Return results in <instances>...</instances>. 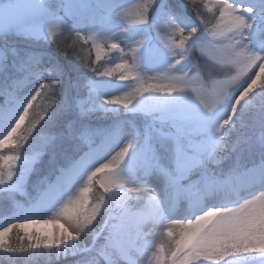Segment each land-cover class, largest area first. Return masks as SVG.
Listing matches in <instances>:
<instances>
[{
	"label": "rangeland",
	"instance_id": "1",
	"mask_svg": "<svg viewBox=\"0 0 264 264\" xmlns=\"http://www.w3.org/2000/svg\"><path fill=\"white\" fill-rule=\"evenodd\" d=\"M228 2L231 3L233 0H228ZM238 2H242L245 7H248L258 6L261 0H238ZM214 3L215 0H156V4L155 0H0V139H3L7 130L10 131L8 128L19 114L24 103L31 95L36 94L41 83L46 85V95L55 100L52 106L48 104L47 99L42 100V109L45 114L50 111L49 116L45 118L27 144L12 143L5 145V149L2 150V154L5 156H21L17 162V176L10 181L8 179L0 180V193L3 196L14 194L16 197L17 203L15 202L14 208L18 211L23 210L20 216V224L26 225L25 228L20 229L22 233L39 232V234L44 235L53 234L56 230V225L46 224L43 221L52 219L51 213L55 211L60 200L66 194L67 186H62L59 192L49 193L46 185L41 196L24 208H22V203L19 200L24 201L22 196L35 190V187L27 189L25 186L29 173L30 175L33 173L31 176L33 181V179H37L36 175L43 168L42 165L50 167L54 165L55 157L63 158L60 155L63 154L64 150L55 141L59 138L64 144H67L69 141L71 143L81 140L89 142L92 137L101 135V140L83 158L92 159L95 167H99L100 164L110 160L115 155L113 150L117 148L116 151H118V147L123 146L124 140L134 138L135 144L140 148L144 146L145 140H147L151 152L176 178L166 182L161 175L143 167L134 166L132 157H130L122 166V175L125 178L135 179V183L128 184L123 189V195L114 200L111 191L105 193L97 185L95 180L100 181L105 178L103 172L98 173L90 183L89 192L84 194L88 197L89 207L96 204L102 195L106 198L101 203V209L91 224L86 225V233H91L95 226H99L98 234L89 241L87 239L79 243L81 249H86L83 258L88 261V264H102L103 260L108 256L112 257L113 253L114 255L119 254L120 251L112 246L109 242L110 239L119 234L120 239L125 243L131 242L136 236V228L143 219L142 217L147 215L151 206L158 201L161 203L164 215L174 216L175 218L172 219H194L195 214L207 211L212 206H222L226 203L230 207L234 206L229 203V199L233 197H237L235 200L239 199L240 202H243L241 197L252 198L247 193L253 187L247 186L259 179L257 175L259 172H264V168L258 171L260 167H264V162L258 166H253L252 173L248 175L246 181L247 186L245 183V190L239 188L234 195L229 192V183L226 184L221 177L214 179L212 174H222L220 171L226 165L227 168L237 170L244 163L243 161L264 154V143L260 140L261 135L264 134V111L257 113L258 116L247 114L246 117L245 115L243 118V120L245 119V134H239L233 140L229 138V131L235 125L237 118L233 124L230 122L229 125L225 126L228 129L227 133L222 136L225 146L214 158L212 157V150L215 145L209 133L204 131V123L218 124L230 111L234 96L239 95L242 86H247L244 81L247 80L250 83L251 79H256L255 73L259 69L250 68L242 72L237 65L227 62V56L221 54L212 45H206L202 48L199 44L188 53L190 59H185L170 69L169 65L173 64L175 59H180L179 55H173V51L180 53L183 49L174 46L171 50L167 48V45L173 41L178 42L180 33L179 31L173 32L159 19L167 13L181 27L187 29L197 26L198 33L194 39L203 37L206 41L214 40L226 45L228 41L224 40L223 37H213L210 31H205V21L215 23L213 17L219 16L218 10L213 7ZM193 4L198 7H192ZM145 5H147V23H134L137 19V13L143 10ZM117 12L120 13L119 16L116 15ZM197 12L202 13V15H197ZM58 18H63L61 27L50 25ZM71 21L79 26L88 41V45L82 43L85 46H81L80 50L74 48L73 52L66 51V47L60 46H63L62 43L66 41L72 40L74 42L77 32L75 33L69 26ZM156 21H159L157 23V27L160 28L159 34L153 27V23ZM212 23L208 24L209 29H211ZM48 28L52 29L53 35L47 36ZM260 29H264V17L258 16L250 34L251 46L257 51L264 50L256 40ZM184 35L187 36V32ZM104 41L110 45H106ZM143 42L142 48L139 49ZM112 44H116L118 47L113 48ZM55 45L61 47L59 53L63 55L62 58L65 60L64 66L52 61L54 57L48 53V49H54ZM98 48L99 53L97 52ZM118 48H121L122 51L119 63L127 61L129 65L138 63L135 58V51L139 49L137 52L138 73H133L141 75L146 80L161 82L162 77L180 75V71L183 70L198 81L196 87L203 88L209 97L220 82H226L228 90L231 92L222 104L213 106L212 113H207L202 108L195 92L186 91L176 94V99L163 110L155 108L154 99L151 98L146 103L145 100L147 99L141 98L128 107L129 110L123 119L128 123L117 121L110 128L89 125L87 123L101 121L102 118L96 111H93L95 109L86 110V104L92 95V90L91 87L87 86V82L90 80L87 79L86 82H83L80 76L83 72L87 73V70H93L96 64L114 63L113 57ZM71 55H75L76 62L71 61ZM34 57H39L40 62L36 68L28 72L26 65H29ZM69 64H73L72 69ZM87 64H89V68L84 67ZM78 65L82 68L79 69ZM41 68L44 70L43 73L42 71L37 72ZM71 70L73 74H71ZM51 72L58 74L61 80L62 94L58 104L55 89L59 85L54 82V79H50ZM67 72L70 76H67ZM118 75L117 72L111 77L103 78L95 74L97 79H91L92 85L97 86L101 92H105L106 96H111L128 88L129 85L138 83L130 77L129 73H126L127 78L125 80H120ZM259 81L260 79H257L256 86ZM44 94L43 89L41 90V97L46 96ZM160 95L163 96L164 94ZM247 101V96H245L238 107L246 106ZM38 115L39 113H37ZM61 118L62 121H60ZM238 122L241 121L238 119ZM131 123H136L137 126L133 127V131L129 133L125 126L131 128ZM59 125L60 128H58ZM42 133L52 136L54 139L52 143L47 145L43 154L33 161L34 155L40 151L43 145ZM177 144L181 147L179 154L177 153ZM206 163L212 165L211 168L208 167L209 165L207 166L209 176L200 172L199 176H195L198 172L192 171L193 168H198L201 164ZM2 170L6 176L8 168ZM107 171L106 169L105 172ZM186 178L191 179L187 186L184 185ZM236 182L244 186V181L237 180ZM153 183L154 186H152ZM73 184L75 186L69 196L65 197V202L69 198L80 196V189L89 186L86 175L83 179L80 176L74 177ZM254 185L257 186L255 183ZM136 188L141 189V191H134ZM114 189L118 190V188H110L109 190L113 191ZM143 189H149V191L145 192ZM206 189L210 190L207 191ZM238 193L240 194L238 195ZM110 195L112 199H110ZM207 195H211L213 199L217 197L218 200L195 209L196 202ZM255 195L259 196V192H255ZM127 197L129 199L126 204L124 199ZM135 201L139 204L135 205ZM142 202L147 205V213L144 212L146 214H142L143 211L139 209ZM115 208H117L116 212ZM185 208L190 210V216L186 217L189 214L182 212ZM178 213H183V215H177ZM12 215L0 219V229L12 224ZM22 219L39 222L29 223ZM60 223L65 224L63 220ZM162 223L167 232H162L161 239L138 241L145 246V251L138 257L139 261L142 260L148 264H160L162 260L167 259L170 264L171 253L175 250V241L179 239L180 235L179 226L169 224L168 220H164ZM169 229L172 231L171 236L168 235ZM84 233L81 232V235ZM8 235L9 232L5 234L4 244L7 242ZM103 236L108 238L103 240ZM98 242L103 244V250L97 254L92 253L91 247ZM63 243L59 246L41 244V246L38 245L37 250L44 248L47 253L54 252L55 256L58 254L57 256L62 262L60 264H74L70 256L77 260L82 258L77 254H64ZM89 254L93 256L88 258ZM113 257L117 258V256ZM226 259V264H264V253H235ZM118 260L121 262L120 264H124L120 259Z\"/></svg>",
	"mask_w": 264,
	"mask_h": 264
},
{
	"label": "snow or ice",
	"instance_id": "2",
	"mask_svg": "<svg viewBox=\"0 0 264 264\" xmlns=\"http://www.w3.org/2000/svg\"><path fill=\"white\" fill-rule=\"evenodd\" d=\"M156 4V0H155ZM154 4V5H155ZM192 7H198L193 4ZM218 12V17H213L215 23L212 21H205V31H210L213 37L219 36L227 40L225 45L222 42L206 41L204 38L194 39L198 33L197 26L184 28L178 25L171 17L165 13L159 19L163 21V24L173 32L179 31V41H173L168 43L167 48L173 50L174 46H179L183 51L175 53L173 55H179V60H174V63L169 65V68H173L175 65L181 63L185 59H190L188 53L193 47H204L206 45H212L221 54L226 55L227 62L237 65L240 70L247 71L248 69H259L255 73L256 79H251L248 83L247 80L244 83L246 87L242 86V91H239V95H235L232 99L230 111L228 114L218 123L211 124L204 123V131L209 133V136L214 143L215 147L212 150V157L214 158L225 146V141L222 138L223 134H226L228 129L225 126L230 122L233 124L238 117V113H242L245 109L238 107L241 101L257 84V79L264 80V50L257 51L251 46L250 34L256 23L258 16L264 17V0L258 6L245 7L242 2L233 0H215L213 5ZM147 5L145 8L137 13V19L134 21L136 24L147 23ZM120 15L119 12L116 13ZM197 15L202 13L197 12ZM156 21L153 23L154 29L159 34L160 28L157 27ZM212 23L211 29L207 26ZM56 27L63 25V18H58L54 23ZM187 32V36L184 33ZM53 35L51 28H48L47 36ZM145 41V38H143ZM256 40L264 48V29L259 30V34L256 36ZM144 42L139 47L142 48ZM113 48L118 47L116 44H112ZM138 49V50H139ZM135 51V58L138 63L129 65L127 61H123L115 65L113 70L105 73H100L96 70L97 76H109L111 77L117 69H122L123 72L120 75L121 80H125L127 77L123 73L137 72L139 69V61L137 52ZM99 53V48L97 49ZM40 60L39 57H34L29 65H26V70H30L37 67ZM50 79H54V82L59 85L55 89V94L58 96L57 104L61 98L60 84L58 74L50 73ZM135 80L138 81L135 87L131 90L123 92L122 95H111L104 100L103 104L107 105H123L124 108L132 106L134 102H137L141 98H152L155 100V108L163 110L174 99L176 94L191 91L195 92L202 108L207 113L213 112V106L216 104H222L226 97L229 96L228 85L226 82H220V84L214 89L211 97L204 91L203 88H197L198 81L194 77H190L187 72L180 71V75L176 76H164L161 78V82H152V80H146L141 75L137 74ZM46 85L41 83L39 90L35 95H31L30 98L24 103L19 114L14 119L10 129L6 131L3 139H0V180L8 179L12 180L17 176V162L21 159L19 155L5 156L2 154V150L5 149V145L15 143L17 145H25L32 138L34 133L37 132V125L41 126L46 117L49 116L50 111L46 112L45 116L40 117L34 111V101L41 95V90L45 89ZM264 91V87L260 89ZM160 94H164L161 96ZM234 101V102H233ZM56 104V105H57ZM43 145L40 151L36 152L33 157V161L37 160L42 154L47 145L52 143L54 137L41 134ZM260 140L264 143V134L261 135ZM123 146L118 147V151L113 150L115 155L107 160L106 163L100 164L99 167H95V163L92 159H81L79 161L69 158L67 167L61 168L59 174L56 176L54 182L48 185V192H59L62 186L66 187V194L63 199L60 200L55 211L51 213V220H45L43 223H51L56 225V230L53 234L41 235L39 232L29 233L26 232L27 241L22 245L23 247H32L33 242L35 244L44 245H61L63 243L64 254H77L82 258L77 264H88V261L83 258V254L86 249L79 247V241L82 239L81 232L86 233V225H90L92 220L96 217V214L101 209V203L105 201V197L102 195L99 201L90 206L88 204V197L84 195L89 192L90 183L98 173H104L105 178L100 180V187L105 193L110 188H118L123 190L130 183H135V179L122 175V166L126 160L132 157V164L134 166H140L148 171L155 172L161 175L166 182L175 180L176 178L171 175L169 170L160 163L158 157H156L150 149V146L145 140V144L142 148L137 147L134 138H128L123 141ZM135 149V152L133 150ZM111 151V152H113ZM181 147L177 144V153L179 154ZM30 163V162H29ZM8 171L5 174L2 169L5 167ZM15 168V171L13 169ZM108 170L105 172V170ZM87 176L89 186L80 189L81 195L69 198L65 202V197L69 196L70 192L74 188L73 179L76 176ZM257 185L252 188L247 195L252 198L241 197L243 202L239 199L229 201L234 206H228L224 204L222 206L209 207L207 211H202L200 214H195L194 219H172L165 218L162 211L161 203H155L151 206L148 213V218L156 223H162L165 219H168L169 224L179 226V239L175 241V250L171 253L170 264H226L227 257L232 256L235 253L239 254H251V253H264V178L254 181ZM136 192H140L141 189H134ZM148 192L149 189H143ZM259 192V196L255 195V192ZM193 215V214H192ZM187 217V216H186ZM21 220V219H17ZM29 223H38L39 221H29L28 219H22ZM67 224H61V221ZM25 224H9L8 227L0 229V246H3L5 240V234L12 229H23ZM168 235H172L171 229H169ZM24 238L21 237V240ZM143 236L137 234V240H142ZM113 247L117 248L121 255L128 261V264H138L137 258L141 253L145 251L143 243L127 242L125 243L120 239L119 234L115 238L109 241ZM59 249V248H56ZM160 264H169V260L164 259Z\"/></svg>",
	"mask_w": 264,
	"mask_h": 264
},
{
	"label": "trees",
	"instance_id": "3",
	"mask_svg": "<svg viewBox=\"0 0 264 264\" xmlns=\"http://www.w3.org/2000/svg\"><path fill=\"white\" fill-rule=\"evenodd\" d=\"M74 32L76 33L77 31L74 30ZM105 42V41H104ZM88 45V42H86L85 40H83L80 35L77 33L74 37V42L72 40L70 41H66L65 43H62V45H60L61 47H66V51L70 50V52H73L74 48L80 50V48H82L81 46H85L84 44ZM106 45H110L108 42H105ZM56 46V45H55ZM54 49H48V53H51L54 57V59L52 61H55L56 64H61L62 66H64L65 60L62 58L63 55H61L59 53V49H61L60 46H56ZM101 48H103L101 46ZM71 61L76 62L77 58L75 57V55H71L70 56ZM113 62L118 64L120 62V60H116V54L113 57ZM114 63H109V64H101L98 65L96 64L93 68V70H87V73L83 72L82 75L80 76V79L83 82H86L87 79H89L90 81L87 82V86H89V88L91 87V97L88 100L87 104H86V110L90 111H96V113L98 115H101L102 120L99 121L100 123H105L106 121H110L111 119H114L116 117L125 115L126 112H128V108H124L123 105H107V104H103L104 100L107 99L106 93L105 92H101V91H97L96 88L92 85V81L91 79H97L95 74L93 75L92 73H95L94 70L100 72V73H105L107 71L113 70L115 68ZM70 65V64H69ZM73 65V64H72ZM70 65V67L72 66ZM91 62H90V68H91ZM46 67V66H45ZM44 67V68H45ZM77 67H80V65H78ZM89 68V64H87L86 66ZM83 67V68H84ZM68 69V67H67ZM72 69V67H71ZM121 70L122 69H117L118 72V78L120 79V75H121ZM38 71H44L42 68L38 69ZM73 71L71 70V74ZM116 71H114L113 74H117ZM121 72V73H120ZM43 73V72H42ZM126 76V73H123ZM129 75H131V73H129ZM128 75V77H129ZM67 76H70V74H68L67 72ZM103 78L109 77V76H102ZM121 80V79H120ZM136 83L134 85H129L128 88L120 91L117 94L114 95H122L123 92L129 91L131 90V88L135 87ZM4 86V85H3ZM264 87V80H260L258 85L255 86L252 91H250L247 94V105L246 106H241V108L245 109V111H243L242 113H238V117L236 119V123L235 125H233V128L229 131V138L233 140V138H235L236 136H238L239 134H245V119L243 120V118L247 117V114L251 115V116H258L257 113H261L262 111H264V91H260V89ZM44 95H46L45 89H44ZM49 102L48 104H50L51 106L54 105L53 101H55L52 97L46 95L40 97L35 101L34 103V111L35 113H39L38 116H42L44 115V110L42 109L41 104L43 103L42 100H46ZM147 99L145 100L146 103L151 100V98H144ZM153 100V99H152ZM57 102V101H56ZM247 107L250 108V110L247 109ZM54 108V107H53ZM257 111V112H256ZM260 111V112H259ZM63 114V113H61ZM65 114V113H64ZM67 114V113H66ZM43 117V116H42ZM238 119L241 122H238ZM247 120V118H246ZM60 121H62V118L60 119ZM104 121V122H103ZM39 127V124H38ZM60 128V125L59 127ZM140 128V126H139ZM56 142L59 143V146L61 147L63 151V154L60 155V157L63 158H57L55 157L54 159V165L47 167L45 165H42L43 168H41L40 171H38L36 178L37 179H33L32 181V175L33 173L30 175H28V179L26 182V187L27 189H31L32 187H35V190L32 192H30L29 194H26L24 196H22V199L24 201L19 200L20 203L22 202H26V203H30L32 202L36 195L38 194V192L40 190H42L44 188V186L46 185V183L51 182L55 176L58 175L57 170H54L55 167H59V168H64L67 167L68 165V160L69 158H71L72 160H76L78 159L79 155L81 152H83L86 148V142L84 140L75 142V143H71L70 141L67 144H64V142L59 138L57 140H55ZM7 156V155H6ZM264 159V154L259 155V156H255L252 157L251 159L245 160L243 161L244 163L241 164V167H246L247 165L256 163L260 160ZM209 164H201L198 168H193L192 171H197V172H207L209 169L207 168ZM227 166V165H226ZM224 169H221V175H229L232 172V168L230 167H226ZM7 166L5 165V167L3 169H5ZM208 167H212V165H209ZM200 170V171H198ZM3 171V170H2ZM36 184V185H35ZM1 191V188H0ZM5 191V190H3ZM104 191V190H103ZM111 191V194H113L114 200L116 198H118L119 196L123 195L122 192H124L123 190H117L114 189L109 190ZM5 193V192H4ZM110 199H112V196L110 195ZM129 198L127 197L126 199H124V203H128ZM17 203V199L14 196V194H9V196H3V194L0 193V217L4 216V215H16V217L14 218L12 224H20V220L18 215L19 212L16 213V211H18L15 207L16 203ZM139 204V202L135 201V205ZM21 237H23L24 239L21 240ZM27 241V236L21 232V230L19 228L16 229H12L9 231V235H8V239L7 242L5 244H3V246H0V264H59L60 262V258L59 256H55L54 252L51 253H47L44 248H41L39 250H37L39 248V246H41V244H35V242H33V246L32 247H23L22 245ZM39 245V246H38ZM100 245H97L96 248H98Z\"/></svg>",
	"mask_w": 264,
	"mask_h": 264
},
{
	"label": "bare ground",
	"instance_id": "4",
	"mask_svg": "<svg viewBox=\"0 0 264 264\" xmlns=\"http://www.w3.org/2000/svg\"><path fill=\"white\" fill-rule=\"evenodd\" d=\"M260 170V169H259ZM262 170V169H261ZM183 213L184 214H189L190 213V210L188 208H185L183 210ZM183 213H178L177 215H183ZM165 218H175L174 216H171V215H164ZM186 216H190L189 215H186ZM165 220H168V219H165ZM164 224L163 223H156L154 221H152L151 219L148 218L147 216V219L140 222L137 226V232L139 231V233L143 234V239L145 241H150L152 239H161L162 237V232L166 231L167 232V229L166 228H163ZM99 232V226H95L91 233H84L82 236V240L79 241L82 242V241H85L88 239V241L95 235H97ZM140 256V255H139ZM138 264H148L144 261H139L140 259H138Z\"/></svg>",
	"mask_w": 264,
	"mask_h": 264
}]
</instances>
